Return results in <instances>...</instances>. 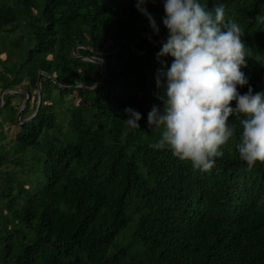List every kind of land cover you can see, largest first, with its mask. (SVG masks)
Here are the masks:
<instances>
[{
    "label": "trees",
    "instance_id": "obj_1",
    "mask_svg": "<svg viewBox=\"0 0 264 264\" xmlns=\"http://www.w3.org/2000/svg\"><path fill=\"white\" fill-rule=\"evenodd\" d=\"M164 2L157 36L137 0H0V264H264V163L238 135L207 172L152 147ZM200 2L243 28L237 91L264 93V0Z\"/></svg>",
    "mask_w": 264,
    "mask_h": 264
},
{
    "label": "clouds",
    "instance_id": "obj_2",
    "mask_svg": "<svg viewBox=\"0 0 264 264\" xmlns=\"http://www.w3.org/2000/svg\"><path fill=\"white\" fill-rule=\"evenodd\" d=\"M148 2L137 0L136 8L158 36ZM163 8L168 35L157 58L170 56L172 63L156 75L162 108L153 105L147 115L148 127L159 133L152 147L168 149L207 172L223 156L222 147L238 135L240 159L250 168L264 163V93L253 94L251 87L246 94L237 91L249 83L241 71L251 53L242 40L243 28L226 20L223 3L209 10L200 0H165ZM125 114L127 126L139 129L141 114L132 108ZM230 116H235L231 123Z\"/></svg>",
    "mask_w": 264,
    "mask_h": 264
},
{
    "label": "rangeland",
    "instance_id": "obj_3",
    "mask_svg": "<svg viewBox=\"0 0 264 264\" xmlns=\"http://www.w3.org/2000/svg\"><path fill=\"white\" fill-rule=\"evenodd\" d=\"M0 58L3 59L4 56H1ZM14 99H17V100L21 99V96L17 95V96L14 97ZM0 103H1V95H0ZM16 131H17V128L13 127V128H11V130L8 133H9V135L13 136L14 133H16Z\"/></svg>",
    "mask_w": 264,
    "mask_h": 264
},
{
    "label": "water",
    "instance_id": "obj_4",
    "mask_svg": "<svg viewBox=\"0 0 264 264\" xmlns=\"http://www.w3.org/2000/svg\"><path fill=\"white\" fill-rule=\"evenodd\" d=\"M104 73V68L101 69V75H103ZM101 81V78L99 79V81L96 83V86L100 83ZM40 84V76L38 77V85ZM39 96H40V93H39ZM20 117V114L18 115V119Z\"/></svg>",
    "mask_w": 264,
    "mask_h": 264
}]
</instances>
